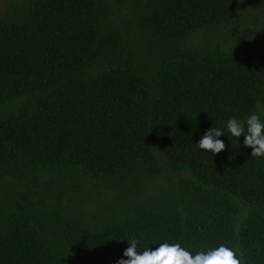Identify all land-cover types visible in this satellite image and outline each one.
Segmentation results:
<instances>
[{
  "label": "trees",
  "instance_id": "16d2710c",
  "mask_svg": "<svg viewBox=\"0 0 264 264\" xmlns=\"http://www.w3.org/2000/svg\"><path fill=\"white\" fill-rule=\"evenodd\" d=\"M261 4L7 0L0 264H117L132 239L264 264V157L226 129L264 121ZM211 127L214 156L196 145Z\"/></svg>",
  "mask_w": 264,
  "mask_h": 264
},
{
  "label": "clouds",
  "instance_id": "9594fccd",
  "mask_svg": "<svg viewBox=\"0 0 264 264\" xmlns=\"http://www.w3.org/2000/svg\"><path fill=\"white\" fill-rule=\"evenodd\" d=\"M256 108L258 111L264 112V107L259 101ZM226 129L228 136L233 138L244 136L243 144L245 147L251 148L252 157H264V121L256 112L251 113L243 120L229 118ZM224 133L221 129L211 127L205 131L196 145L199 149L214 156L226 147L222 140L217 139ZM128 244L129 247L122 254L127 259H119L117 264H241L236 253L224 245L193 255L179 243H161L155 250L145 248L146 250L142 253L137 252V240L132 239L128 241Z\"/></svg>",
  "mask_w": 264,
  "mask_h": 264
},
{
  "label": "rangeland",
  "instance_id": "374dc122",
  "mask_svg": "<svg viewBox=\"0 0 264 264\" xmlns=\"http://www.w3.org/2000/svg\"><path fill=\"white\" fill-rule=\"evenodd\" d=\"M7 2V0H0V9L5 5V3ZM263 4H261V10L256 13L257 15V21H259V19L262 18V14H264V0H262ZM227 24H224V26H226ZM229 36V30H223V31H218L217 33H213L212 31H209V30H203L201 32V35H200V41H212V39L214 40H220L222 41V39L224 37H228ZM192 39V42H194V37L191 38Z\"/></svg>",
  "mask_w": 264,
  "mask_h": 264
}]
</instances>
